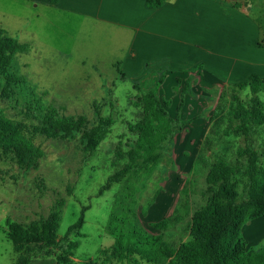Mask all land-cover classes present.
Listing matches in <instances>:
<instances>
[{"label":"rangeland","instance_id":"374dc122","mask_svg":"<svg viewBox=\"0 0 264 264\" xmlns=\"http://www.w3.org/2000/svg\"><path fill=\"white\" fill-rule=\"evenodd\" d=\"M222 1L230 7L240 5L241 9L232 8L243 10L257 27L261 21L259 42L264 41V0ZM0 4V12L13 9L4 0ZM1 22L3 29H10L7 19L0 17ZM17 31L12 28L7 35L34 41V46L30 53L17 55L10 70L23 78V84L15 98L0 100V109L8 118L24 123L28 129L37 125L38 120L26 116L25 106L31 102L37 116L39 109L55 107L67 117L85 116L92 123L112 117L116 124L88 158L80 135L67 140L35 137L44 154L37 170H22L12 155L0 151V264H15L20 256L8 237L9 225L42 222L55 208L60 211L59 238L67 235L83 213L85 216L84 226L70 235L72 242L79 243L72 251L70 264H128L112 250L114 240L107 228L115 216L150 233H158L151 224L173 218L165 239L175 246L189 241L191 216L207 203L206 175L210 166L218 156L234 161L237 150L244 145L242 138L229 132L225 121L220 123L213 117L219 105L231 104L232 90H206L209 97L204 95L199 107L206 106L207 110L197 118H182L189 124L162 150L156 167L132 173L101 193L108 178L126 163L116 156L117 148L122 144L127 151L129 140L135 139L129 126L140 120L138 99L145 92H158L159 76L149 72L145 78L125 79L119 66L113 68L109 59L95 67L88 61L87 46L79 38L75 23L62 20L48 22L44 29L22 34ZM159 89L168 95L167 87ZM171 113L176 115V109ZM263 137L264 127L258 131L259 145ZM207 139L209 148L205 145ZM61 201L65 202L62 207L58 205ZM243 234L249 247H264V219L248 222ZM30 256L31 264H58L61 251L35 247Z\"/></svg>","mask_w":264,"mask_h":264},{"label":"trees","instance_id":"16d2710c","mask_svg":"<svg viewBox=\"0 0 264 264\" xmlns=\"http://www.w3.org/2000/svg\"><path fill=\"white\" fill-rule=\"evenodd\" d=\"M60 0H50L58 4ZM168 0H146L149 9L162 8ZM241 9L240 5H233ZM259 31L263 33L261 21ZM262 35V34H261ZM264 48V41L259 42ZM30 45L23 44L0 31V100L13 99L23 84V78L12 73L14 59L19 54H28ZM163 81H159V86ZM190 81L185 82L176 117H171V102L160 97L158 92L148 91L138 99L141 107L139 122L129 126L135 138L129 140L128 150L120 144L116 156L126 163L110 176L101 193L120 183L132 173L153 169L160 163L162 150L182 132L189 122L182 120L181 111ZM232 90L231 104L219 105L213 117L225 121L230 133L240 137L244 145L236 152L234 161L218 156L206 175L207 203L193 212L189 226L190 240L175 246L166 239L174 219L165 218L151 227L158 233L132 224L122 216L113 217L107 231L113 238V252L128 264H264V247L255 250L249 247L243 234L244 226L264 219V137L258 144V131L264 127V78L252 75L247 80L229 85ZM242 92H248L245 97ZM26 116L38 120L31 129L19 121L8 118L0 109V151L12 155L22 170H37L43 152L34 141L35 137L47 139H71L80 135L86 158L96 153L112 133L114 118H99L93 123L85 116L67 117L60 109L48 107L37 112L33 103L25 106ZM223 114V117L221 116ZM205 145L209 147L207 139ZM60 207L64 201L58 203ZM57 205V206H58ZM179 219V218H176ZM85 224L84 213L67 235L59 238L60 211L56 208L42 222L28 225L11 223L8 237L17 253L15 264H31L30 253L35 247L58 249L61 256L58 264H70L72 251L79 246L70 235ZM48 254H51L49 252Z\"/></svg>","mask_w":264,"mask_h":264},{"label":"crops","instance_id":"0c3cea01","mask_svg":"<svg viewBox=\"0 0 264 264\" xmlns=\"http://www.w3.org/2000/svg\"><path fill=\"white\" fill-rule=\"evenodd\" d=\"M4 1L13 9L0 12L10 24L6 30L1 22L0 31L8 34L18 28L22 34L44 29L48 22L75 23L87 46L88 61L95 67L109 59L125 79L145 78L149 72L158 75L157 85L162 80L160 87L168 89V95L159 89L160 97L171 102L173 118L171 110L177 112L186 81L190 87L181 118L191 119L207 110L199 107L204 95L209 97L206 90L224 89L254 74L264 78L259 28L243 10H234L222 0H168L155 10L147 7L146 0ZM17 40L33 50L34 41Z\"/></svg>","mask_w":264,"mask_h":264}]
</instances>
